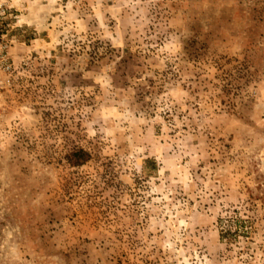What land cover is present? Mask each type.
I'll list each match as a JSON object with an SVG mask.
<instances>
[{"label": "rangeland", "instance_id": "obj_1", "mask_svg": "<svg viewBox=\"0 0 264 264\" xmlns=\"http://www.w3.org/2000/svg\"><path fill=\"white\" fill-rule=\"evenodd\" d=\"M5 3L0 264H264V0Z\"/></svg>", "mask_w": 264, "mask_h": 264}, {"label": "built area", "instance_id": "obj_2", "mask_svg": "<svg viewBox=\"0 0 264 264\" xmlns=\"http://www.w3.org/2000/svg\"><path fill=\"white\" fill-rule=\"evenodd\" d=\"M5 0H0V90L4 88V77L13 73V62L10 50L16 41L13 23H7L8 7Z\"/></svg>", "mask_w": 264, "mask_h": 264}, {"label": "trees", "instance_id": "obj_3", "mask_svg": "<svg viewBox=\"0 0 264 264\" xmlns=\"http://www.w3.org/2000/svg\"><path fill=\"white\" fill-rule=\"evenodd\" d=\"M91 160V155L84 149L73 151L67 156V161L71 167H82Z\"/></svg>", "mask_w": 264, "mask_h": 264}]
</instances>
